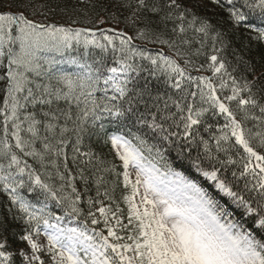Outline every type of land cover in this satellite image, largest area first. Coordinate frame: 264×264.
<instances>
[{
  "label": "snow or ice",
  "instance_id": "snow-or-ice-1",
  "mask_svg": "<svg viewBox=\"0 0 264 264\" xmlns=\"http://www.w3.org/2000/svg\"><path fill=\"white\" fill-rule=\"evenodd\" d=\"M0 264H264V0H0Z\"/></svg>",
  "mask_w": 264,
  "mask_h": 264
}]
</instances>
